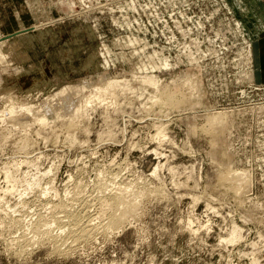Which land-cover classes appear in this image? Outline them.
Here are the masks:
<instances>
[{"label": "rangeland", "instance_id": "rangeland-1", "mask_svg": "<svg viewBox=\"0 0 264 264\" xmlns=\"http://www.w3.org/2000/svg\"><path fill=\"white\" fill-rule=\"evenodd\" d=\"M262 30L257 0H0V264H264Z\"/></svg>", "mask_w": 264, "mask_h": 264}, {"label": "bare ground", "instance_id": "bare-ground-1", "mask_svg": "<svg viewBox=\"0 0 264 264\" xmlns=\"http://www.w3.org/2000/svg\"><path fill=\"white\" fill-rule=\"evenodd\" d=\"M199 44V43H198ZM16 47H18V43H17V41H13V42H11V44L9 45V47H7V49L5 50V52H4V50H3V52H4V56L5 55H10V54H13V52L17 49ZM16 48V49H15ZM18 53V52H17ZM23 55V54H22ZM24 56V55H23ZM25 57V56H24ZM190 59V58H189ZM144 68V69H146L147 70V65H145L144 63L139 67V68ZM149 67V66H148ZM154 67V66H153ZM152 67V68H153ZM141 68V70H143ZM151 68V69H152ZM144 79L145 80H151V79H148L147 77H144ZM189 80V79H188ZM188 80H186V81H188ZM186 81H184L185 83H187ZM190 81V80H189ZM187 84H189V83H187ZM194 85V84H193ZM190 86V85H189ZM71 95V94H70ZM67 96V95H66ZM65 96V97H66ZM161 96H162V101H164V103H170V102H172L173 101V99H174V96H173V94L172 93H168V92H162V94H161ZM69 98H70V96H69ZM64 99V98H63ZM64 105H65V103L64 102H62ZM67 103V102H66ZM70 103V102H69ZM68 103V104H69ZM57 104H59V103H57ZM57 104H54V106L55 105H57ZM67 104V105H68ZM52 106H51V109H52V107H53V104H51ZM50 106V105H49ZM61 106H63V105H60V106H56L55 108H53V110L52 111H54L55 110V112H57V111H59L60 112V110H61V108L63 109V107H61ZM64 107H67L66 105L64 106ZM32 108L33 107H31V106H20V107H18L17 109H16V107L14 106H11L10 108H9V112L12 114V113H16V112H22L23 111V113H26V112H29V113H31L33 110H32ZM46 108V107H45ZM51 109H47V110H51ZM46 110V111H47ZM39 111V110H38ZM63 111V110H62ZM51 112V111H50ZM55 112H52V113H55ZM36 115H37V112H36ZM43 116L45 115L44 113L42 114ZM54 115H56V113L54 114ZM60 115H61V112H60ZM206 116V115H205ZM227 116V112L226 111H224V110H214V111H212V112H210V113H208L207 114V116H206V120L208 121V123H209V125L210 126H213V127H222V126H224V123H226L225 122V117ZM45 117V116H44ZM46 119V117L44 118V120ZM39 120H40V122L41 121H43V119H42V117H40L39 118ZM227 120V119H226ZM46 121V120H45ZM44 121V122H45ZM42 124V123H41ZM235 172V171H234ZM245 172V171H244ZM232 173V172H231ZM236 173H238V175H239V173L241 174L242 172H236ZM5 176L6 177H8L9 176V174H8V171H6V173H5ZM227 176V175H226ZM242 176H244L243 174L241 175V177ZM246 177V176H245ZM245 177H243V178H240V177H238L237 178V176H236V174H232L231 176H230V174H229V176L228 177H226L227 179H230V180H237V186H239L240 187V185L242 184V182L243 183H245V182H247V180L249 179H245ZM227 179H225V177H224V180H227ZM245 181V182H244ZM28 183V182H27ZM242 186V185H241ZM130 192V191H129ZM112 205H114V206H119V207H121V211H120V214L119 215H117V216H115L111 221L112 222H118V221H120L123 217H125L126 215H129V214H131L133 211H134V209H135V207H136V205H137V201H136V198H130L129 196H125V195H123V193L122 194H119V195H117L116 197H115V199L113 200V203H112ZM120 210V209H119ZM47 225V224H46ZM86 226V225H85ZM46 230V229H45ZM86 233V232H85ZM238 236H239V230H238V228L237 227H233L232 228V230H231V232H230V235H229V240L230 241H234V240H236L237 238H238ZM34 238V237H33ZM53 238V237H52Z\"/></svg>", "mask_w": 264, "mask_h": 264}, {"label": "crops", "instance_id": "crops-1", "mask_svg": "<svg viewBox=\"0 0 264 264\" xmlns=\"http://www.w3.org/2000/svg\"><path fill=\"white\" fill-rule=\"evenodd\" d=\"M264 11V0H257ZM252 71L254 82L260 84L264 82V30H262L256 40L251 45Z\"/></svg>", "mask_w": 264, "mask_h": 264}]
</instances>
